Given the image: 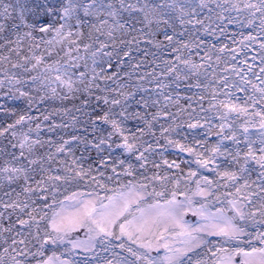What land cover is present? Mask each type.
<instances>
[{"label":"snow or ice","instance_id":"snow-or-ice-1","mask_svg":"<svg viewBox=\"0 0 264 264\" xmlns=\"http://www.w3.org/2000/svg\"><path fill=\"white\" fill-rule=\"evenodd\" d=\"M0 264H264V0H0Z\"/></svg>","mask_w":264,"mask_h":264}]
</instances>
